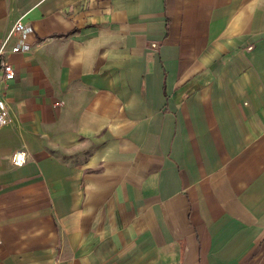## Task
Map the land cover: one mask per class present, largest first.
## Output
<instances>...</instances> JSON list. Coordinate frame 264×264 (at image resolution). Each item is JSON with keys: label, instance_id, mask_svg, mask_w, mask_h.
<instances>
[{"label": "crops", "instance_id": "1", "mask_svg": "<svg viewBox=\"0 0 264 264\" xmlns=\"http://www.w3.org/2000/svg\"><path fill=\"white\" fill-rule=\"evenodd\" d=\"M18 20L0 264H264V0H0V42Z\"/></svg>", "mask_w": 264, "mask_h": 264}, {"label": "built area", "instance_id": "2", "mask_svg": "<svg viewBox=\"0 0 264 264\" xmlns=\"http://www.w3.org/2000/svg\"><path fill=\"white\" fill-rule=\"evenodd\" d=\"M33 29L29 25L16 21L7 31L0 42V85L3 87L7 82L16 78L15 68L10 64L6 57L12 54H21L29 52L32 48L28 38L32 34ZM61 103H54V107H60ZM9 107L6 104L4 94L0 90V128L5 126L9 121ZM27 160V155L23 151H16L10 156V163L14 167L22 166Z\"/></svg>", "mask_w": 264, "mask_h": 264}]
</instances>
